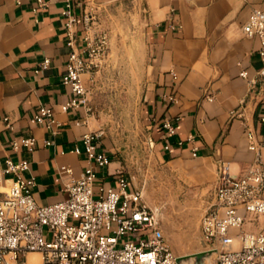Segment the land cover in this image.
<instances>
[{"label":"crops","instance_id":"crops-1","mask_svg":"<svg viewBox=\"0 0 264 264\" xmlns=\"http://www.w3.org/2000/svg\"><path fill=\"white\" fill-rule=\"evenodd\" d=\"M91 1L45 0L47 7L41 9L35 0H0V160L29 162L24 177L34 180L39 206L64 201L65 185L88 166L85 156L74 150L97 125L87 107L61 109L71 98L62 84L70 52L62 11L68 2L72 4L81 36ZM133 2L139 7L150 142L161 161L177 168L181 176L213 181L214 188L222 164L233 177L241 176L256 159L246 130H256L259 140L264 137V124L259 123L264 112V80L258 75L260 42L243 32L251 11H264V0ZM45 60L50 61L47 69L41 67ZM174 85L178 102L173 104L164 95ZM44 105L54 109L60 124L54 134L33 122L34 112ZM166 118L176 128L168 141L160 128ZM13 138L35 139L36 150H14ZM103 148L113 158L100 172L109 183L122 169L116 156ZM262 159L264 163V149ZM63 166L71 168L73 175L62 173ZM11 177L0 174V184ZM196 241L200 246V235ZM28 261L39 264L40 258L33 254Z\"/></svg>","mask_w":264,"mask_h":264},{"label":"built area","instance_id":"built-area-1","mask_svg":"<svg viewBox=\"0 0 264 264\" xmlns=\"http://www.w3.org/2000/svg\"><path fill=\"white\" fill-rule=\"evenodd\" d=\"M35 2L38 8L47 7L45 0ZM62 18L70 48L62 84L70 90L71 98L61 109L69 112L87 107L82 76L93 70L96 48L90 37L88 13L81 36L76 30L79 21L71 3L65 5ZM243 32L260 42L258 75L264 80L262 9L251 11ZM49 64L45 60L41 67L47 69ZM241 75L247 77L246 72ZM164 98L173 104L178 102L176 85ZM33 122L53 134L60 127L54 109L46 105L34 112ZM259 123L264 124V112ZM160 128L166 141L176 134L168 118ZM245 137L249 149L256 153L255 161L238 177H233L224 164L218 168L214 200L200 222V238L206 251L217 253L210 255L211 264H264V226L259 231L246 229L247 224L253 226L264 217V137L259 140L257 131L252 129L246 130ZM101 138L98 131L82 137V146H76L74 152L85 156L88 166L79 178L72 177L65 185L67 198L53 205L36 203L35 182L24 177L29 162L0 160V174L12 176L0 184V264H31L28 257L33 254L40 256L39 264H178L160 227L158 213L148 206L143 193L131 188L120 169L109 183L100 175L113 161ZM10 146L14 150H36L33 138H13ZM165 148H169V142ZM60 171L73 175L67 166Z\"/></svg>","mask_w":264,"mask_h":264},{"label":"rangeland","instance_id":"rangeland-1","mask_svg":"<svg viewBox=\"0 0 264 264\" xmlns=\"http://www.w3.org/2000/svg\"><path fill=\"white\" fill-rule=\"evenodd\" d=\"M88 6L95 65L84 78L87 108L104 147L120 163L131 188L159 213L166 240L178 257L201 251L200 222L214 200L211 180L181 176L163 163L150 142L142 74L139 7L133 0H93ZM216 176V173L214 174ZM264 217L246 229L259 231ZM211 264V261H209Z\"/></svg>","mask_w":264,"mask_h":264},{"label":"water","instance_id":"water-1","mask_svg":"<svg viewBox=\"0 0 264 264\" xmlns=\"http://www.w3.org/2000/svg\"><path fill=\"white\" fill-rule=\"evenodd\" d=\"M158 217H159V213H158ZM159 224H160L161 229L163 230L160 218H159ZM200 247H201V251L197 253L186 255V256H181V257L176 256L177 257L176 260L178 264H209L207 257H209L210 255L217 254L216 250L206 251V246L203 244L201 238H200Z\"/></svg>","mask_w":264,"mask_h":264},{"label":"bare ground","instance_id":"bare-ground-1","mask_svg":"<svg viewBox=\"0 0 264 264\" xmlns=\"http://www.w3.org/2000/svg\"><path fill=\"white\" fill-rule=\"evenodd\" d=\"M35 255H38V254H35ZM39 256V255H38ZM39 258H40V256H39ZM207 260H208V262L209 261H211L212 259H211V257L209 256V257H207Z\"/></svg>","mask_w":264,"mask_h":264}]
</instances>
